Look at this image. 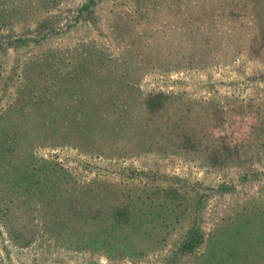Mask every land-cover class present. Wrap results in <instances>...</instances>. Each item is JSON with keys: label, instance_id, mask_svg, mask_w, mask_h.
<instances>
[{"label": "rangeland", "instance_id": "374dc122", "mask_svg": "<svg viewBox=\"0 0 264 264\" xmlns=\"http://www.w3.org/2000/svg\"><path fill=\"white\" fill-rule=\"evenodd\" d=\"M11 5L0 111L45 104L14 115L0 264H264V0Z\"/></svg>", "mask_w": 264, "mask_h": 264}, {"label": "trees", "instance_id": "16d2710c", "mask_svg": "<svg viewBox=\"0 0 264 264\" xmlns=\"http://www.w3.org/2000/svg\"><path fill=\"white\" fill-rule=\"evenodd\" d=\"M5 1H8V0H5ZM47 1L51 2V0H47ZM27 10L28 9L24 10L21 8H16L14 5H11L9 7H0V28H3L4 26H6L7 21H11L13 18H16L18 15H20V14L26 15ZM47 35H48V33L44 32L42 34L41 39H38V40H43L45 37H47ZM6 41H7V39H6ZM7 42H9V41H7ZM12 42H18L20 44L23 42H27V39L25 37H19L18 36V37L12 38ZM33 62H35V61H33ZM34 90L35 89H33V88L26 90L23 87H21L19 89V92L22 91V96H24L25 101L23 100V98H21L22 103L20 105H18V107L14 106V104H16V103H11L8 107H5V109L0 111V176L3 174H6L7 176L11 177L14 174V176L16 178H19L21 176L27 175L26 173H17V172L15 173L14 167L12 169L11 168L12 165L11 166L7 165V163L14 161V159H11L12 156H11V153H9V151H11V149L14 148L16 143H17L15 141V134H14V128L16 125V122H14L15 113L18 112V115H23V114L27 113L26 110H28V106H32L33 109H34V107H36V105L34 104L35 102H37V103L41 102L40 105L37 106L36 108L41 110L42 113L44 111L45 100L33 101V103H31L30 99L27 97V95L33 96ZM40 96H43V94H41ZM34 111H38V110L34 109ZM2 117H8L6 124L3 123L4 119H2ZM51 124H53V121L40 122V123L34 124V127H32V128L44 129L45 126H48ZM27 129H30V128H27ZM48 129L49 128L46 127L44 129V131L46 132V131H48ZM22 140H23L22 144L24 145L25 138H23ZM29 142H31V141H29ZM21 164L22 163H20L17 167V168H19V170L20 169L24 170V169L28 168L27 165L22 167ZM15 165L17 166L16 163H15ZM51 170L53 171L54 168H52ZM26 172H28V171H26ZM26 184H27V182H26ZM69 202L72 203L71 201H69ZM70 207H74V205H70ZM28 210H29V207H28L27 211ZM87 210L89 211V209H87ZM33 232L34 231L31 230V232L28 235L24 234L23 235L24 239H22V240H24L26 242H31L32 240H34L36 238V236L38 237V235L33 233ZM80 232L82 234H85V231L75 230L74 236L76 234L79 236ZM196 234H197L196 232H193L192 234H189V237H187L188 235L186 236V239L181 244L182 253L193 250L194 248L198 247L201 243L204 242V239H202L199 235H196ZM16 236L19 238L18 234H16ZM118 237H119V240H122V242H127L128 246H129L130 235L128 233L124 234V236H122V237H121V235H118ZM71 239H72V237H71ZM213 241L216 242L215 238L213 239ZM20 242H22V241H20ZM77 242H83L84 243V242H86V239L83 238ZM220 244L221 243L218 242L216 245H220ZM221 246H222V244H221ZM217 249L218 248H216L212 253L210 252L207 258H204V263H206V264H220V262H218L214 259L215 257H221L222 256L221 253H216ZM205 253H207V252H205Z\"/></svg>", "mask_w": 264, "mask_h": 264}]
</instances>
